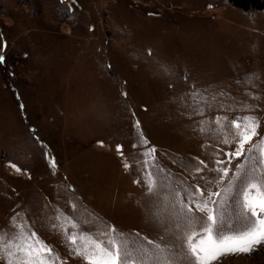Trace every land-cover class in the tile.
I'll list each match as a JSON object with an SVG mask.
<instances>
[{"label":"rangeland","instance_id":"obj_1","mask_svg":"<svg viewBox=\"0 0 264 264\" xmlns=\"http://www.w3.org/2000/svg\"><path fill=\"white\" fill-rule=\"evenodd\" d=\"M0 56V230L13 233L11 218L21 213L17 222L57 264H86L70 250L57 210L84 231L114 226L180 249L183 240L167 231L174 225L153 215L138 164L144 147L133 148L138 133L164 169L205 195L227 187L244 162L226 155L239 140L231 120L223 132L199 131L190 91L216 97L206 119L257 117L258 135L245 149L264 138V8L226 0H0ZM225 167L223 183H207ZM92 218L104 227L85 223ZM212 264H264V244Z\"/></svg>","mask_w":264,"mask_h":264},{"label":"snow or ice","instance_id":"obj_2","mask_svg":"<svg viewBox=\"0 0 264 264\" xmlns=\"http://www.w3.org/2000/svg\"><path fill=\"white\" fill-rule=\"evenodd\" d=\"M3 60L4 57L0 56V62ZM161 74L171 75L166 66H162ZM185 99L191 101L188 105L191 115L202 117L196 122L201 133L223 132L225 122L231 120L239 140L235 151L226 155L243 156L244 162L235 166L227 187L215 191L209 189L205 195L198 184L193 185L195 191H192L164 169L157 161L156 148L147 147V139L139 132V145L134 143L133 148L144 147L143 160L138 164L142 167L147 193L155 198L153 215L161 223L174 225L175 231L171 227L167 231L182 239L183 244L177 250L171 243L153 241L140 237L138 233L120 232L114 226L104 227L98 218L86 219L85 223L96 224L104 230L84 231L73 218L57 210L55 219L66 235L70 250L82 257L86 264H212L222 256L251 254L264 244V138L245 149V145L258 135L257 117L250 114L231 118L216 115L209 120L204 117L207 110L215 106L216 97L209 99L204 93L192 90ZM219 107L224 109L226 105L220 102ZM212 124L217 127L212 128ZM134 127L139 129V121ZM223 142L227 144L230 141L225 138ZM121 148L117 145V151L123 155ZM216 163L224 162L217 160ZM10 166L20 171L16 165ZM50 166H55L54 158ZM124 166L127 169L132 165L125 161ZM201 171L200 168L195 169L196 173ZM216 171L222 173L218 180L207 183L218 186L229 175V168H217ZM161 201L163 207L158 204ZM195 212L203 214L206 220ZM17 216L22 214L17 213L10 221L15 229L13 233L0 230V260L4 264H57L52 249L38 238L26 222H17ZM69 227L71 232L67 230Z\"/></svg>","mask_w":264,"mask_h":264},{"label":"trees","instance_id":"obj_3","mask_svg":"<svg viewBox=\"0 0 264 264\" xmlns=\"http://www.w3.org/2000/svg\"><path fill=\"white\" fill-rule=\"evenodd\" d=\"M226 1L229 2L232 6H237L245 10H248L251 7L256 9L264 8V5L261 4L259 0H226Z\"/></svg>","mask_w":264,"mask_h":264}]
</instances>
